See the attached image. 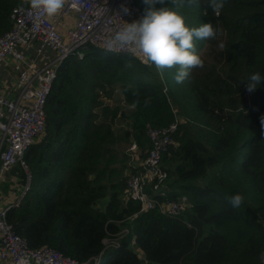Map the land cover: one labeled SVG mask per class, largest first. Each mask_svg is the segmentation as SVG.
<instances>
[{
    "label": "trees",
    "instance_id": "obj_1",
    "mask_svg": "<svg viewBox=\"0 0 264 264\" xmlns=\"http://www.w3.org/2000/svg\"><path fill=\"white\" fill-rule=\"evenodd\" d=\"M135 1L143 16V0ZM18 5L26 4L0 0V35ZM156 7L177 10L190 27L220 30L196 43L203 67L177 84L176 68L158 70L132 54L90 47L62 60L45 133L25 154L29 190L7 219L32 248L49 246L82 262L263 264L264 83L252 93L246 83L253 73L264 76V0H225L219 15L206 0ZM177 116L184 120L178 145L162 161L166 186L148 192L160 202L185 195L190 207L174 216L141 212L138 201L124 200L126 149L135 142L145 156L147 126L166 127ZM11 173L27 182L20 164ZM236 194L244 197L239 207L229 202ZM109 234H123L118 246H104Z\"/></svg>",
    "mask_w": 264,
    "mask_h": 264
},
{
    "label": "built area",
    "instance_id": "obj_2",
    "mask_svg": "<svg viewBox=\"0 0 264 264\" xmlns=\"http://www.w3.org/2000/svg\"><path fill=\"white\" fill-rule=\"evenodd\" d=\"M125 10L130 15H125ZM10 17L12 27L0 35V65L10 60L16 77L11 83L14 89L0 84V176L20 164L27 172V182L17 199L0 206V264H20L23 258L31 264H99L101 256L82 262L49 246L32 248L8 221L7 213L20 206L29 190L31 176L25 154L45 133V107L57 65L69 55L82 57L90 47L105 50L106 41L127 22L140 19L142 11L135 0H66L64 8L51 17L34 12L29 5L14 7ZM122 53L151 65L131 48L117 54ZM183 121L177 116L166 127L148 125L151 147L145 156L135 142L128 149L131 171L124 197L138 201L141 212L158 208L174 216L190 207L185 195L160 202L148 192L149 187L158 192L166 186L168 171L163 167V155L178 145L176 132ZM13 195L16 197L14 191ZM122 235L109 234L104 246H118Z\"/></svg>",
    "mask_w": 264,
    "mask_h": 264
},
{
    "label": "clouds",
    "instance_id": "obj_3",
    "mask_svg": "<svg viewBox=\"0 0 264 264\" xmlns=\"http://www.w3.org/2000/svg\"><path fill=\"white\" fill-rule=\"evenodd\" d=\"M145 4L144 15L131 23L127 22L116 31L105 43V50L120 53L131 48L134 53L142 54L145 60L154 64L158 70L176 68L174 81L183 84L191 75L192 69L203 67V60L196 52V43L200 40L215 39L220 30L211 23L199 27H190L185 17L173 8L160 7L165 0H143ZM178 4L180 0H170ZM66 0H23V4L41 15L54 16L65 6ZM190 4H199V0H189ZM225 0H206L207 7L219 15L224 7ZM125 15H130L125 10ZM264 83V76L256 72L250 75L246 83V90L254 92L257 86ZM264 129V118L261 119ZM264 134V131H262ZM244 200L241 194L229 198L233 207H239ZM20 264H31L30 260L23 258ZM39 264V261H37Z\"/></svg>",
    "mask_w": 264,
    "mask_h": 264
},
{
    "label": "rangeland",
    "instance_id": "obj_4",
    "mask_svg": "<svg viewBox=\"0 0 264 264\" xmlns=\"http://www.w3.org/2000/svg\"><path fill=\"white\" fill-rule=\"evenodd\" d=\"M105 102L110 104L111 106L115 105L114 101H111V100H108V99H106ZM118 125L122 126V124H118ZM128 149H129V147L126 149V153L127 154H128ZM12 168H10L8 171H6V173H5L6 178L5 179L3 178L4 181L0 182V203H2L3 201L6 202V198L8 197V195L13 194V191L16 194V199H17V196L20 195L21 192H22V188L21 187L24 186V185L20 184L19 180H17V182H16V180L15 181H12V180L10 181ZM130 171L131 170H129V169L126 171V175H127L126 181L128 180V176L130 174ZM214 172H215V170L212 167H209V169H208V178L211 175H213ZM124 200H126L125 197H124Z\"/></svg>",
    "mask_w": 264,
    "mask_h": 264
},
{
    "label": "crops",
    "instance_id": "obj_5",
    "mask_svg": "<svg viewBox=\"0 0 264 264\" xmlns=\"http://www.w3.org/2000/svg\"><path fill=\"white\" fill-rule=\"evenodd\" d=\"M15 74L12 70V66H11V62L10 60H8L7 62H5L4 64L0 65V84L1 83H7V84H10V87L11 89H14L12 87H15L13 84H11L12 82L14 83V80H15ZM11 95H14L13 92H11ZM1 135V134H0ZM1 166V164H0ZM14 167V166H13ZM6 173V172H5ZM5 173L0 176V182L4 181V179L6 178L5 176ZM4 178V179H3ZM17 177L11 173V176H10V181H15L17 182ZM15 196L13 194H10L8 195V197L6 198V202H9V201H14L15 200ZM5 202L3 201L2 203H0V206L1 205H4Z\"/></svg>",
    "mask_w": 264,
    "mask_h": 264
}]
</instances>
